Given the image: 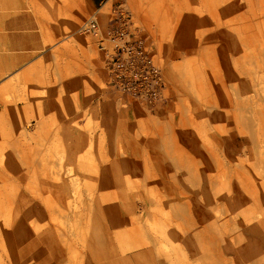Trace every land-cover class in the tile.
I'll use <instances>...</instances> for the list:
<instances>
[{
  "label": "rangeland",
  "instance_id": "obj_1",
  "mask_svg": "<svg viewBox=\"0 0 264 264\" xmlns=\"http://www.w3.org/2000/svg\"><path fill=\"white\" fill-rule=\"evenodd\" d=\"M121 1L155 101L108 84L101 5L11 0L43 49L0 77V264H264V0Z\"/></svg>",
  "mask_w": 264,
  "mask_h": 264
},
{
  "label": "built area",
  "instance_id": "obj_2",
  "mask_svg": "<svg viewBox=\"0 0 264 264\" xmlns=\"http://www.w3.org/2000/svg\"><path fill=\"white\" fill-rule=\"evenodd\" d=\"M101 8L82 23L79 31L99 52L108 84L123 96L155 101L164 91L165 79L140 23L121 0H113L107 12Z\"/></svg>",
  "mask_w": 264,
  "mask_h": 264
},
{
  "label": "crops",
  "instance_id": "obj_3",
  "mask_svg": "<svg viewBox=\"0 0 264 264\" xmlns=\"http://www.w3.org/2000/svg\"><path fill=\"white\" fill-rule=\"evenodd\" d=\"M88 1L91 5L96 7L100 6L105 0ZM10 4L11 0H0V8H3L4 10H0V77H2L4 74L12 72L13 68L18 64L29 62V56L30 54H32L29 53V40L31 42L30 48L33 53L34 50L36 53V50L38 48L43 49L42 35H38L39 29L36 28L35 32L37 34L32 36V32H29L28 28L31 24L21 25V23H19L20 17H24V14L19 15L20 17L17 16V14L13 16V13L10 12ZM7 7L9 8V11H6ZM38 17L39 13H35L36 25L38 24V22H40ZM33 37L36 38L35 41L32 40ZM39 52L42 53V50H40ZM99 58L101 60L100 55ZM100 63L102 64V60L100 61Z\"/></svg>",
  "mask_w": 264,
  "mask_h": 264
}]
</instances>
